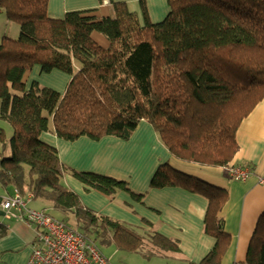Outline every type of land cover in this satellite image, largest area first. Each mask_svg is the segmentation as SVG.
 <instances>
[{"label":"trees","instance_id":"obj_1","mask_svg":"<svg viewBox=\"0 0 264 264\" xmlns=\"http://www.w3.org/2000/svg\"><path fill=\"white\" fill-rule=\"evenodd\" d=\"M49 2L0 0L7 18L20 26L18 38L4 35L0 42V118L13 128L9 139L0 128V181L69 213L58 218L46 209L95 244L105 238L136 250L145 233L159 250L180 252L176 239L85 206L66 185L67 173L110 198L126 190L141 201L147 193L133 191L125 179L68 166L42 134L129 140L147 120L176 157L228 168L242 120L264 97V0H168L170 11L159 22L143 5L144 23L125 2H114L108 15L89 9L60 18L49 15ZM36 65L43 73L69 74L66 90L37 81L28 86ZM8 145L11 154L5 155ZM177 186L207 198L205 231L217 239L200 262L186 264H222L231 241L220 215L228 190L168 162L158 166L149 188ZM245 264H264V214Z\"/></svg>","mask_w":264,"mask_h":264},{"label":"crops","instance_id":"obj_2","mask_svg":"<svg viewBox=\"0 0 264 264\" xmlns=\"http://www.w3.org/2000/svg\"><path fill=\"white\" fill-rule=\"evenodd\" d=\"M114 2H125L142 23L143 5L147 7L153 22L163 20L170 11L168 0H50L48 13L52 17L60 18L69 11L96 9L100 15H108L113 12ZM8 22L6 18L3 24L0 23V39ZM75 66L79 68V64L75 63ZM36 80L42 86L64 92L71 76L57 69L43 73L41 67L36 65L28 75V86ZM3 121L0 118V122ZM42 139L58 148L60 158L65 164H70L75 169L99 171L125 179L133 191L147 193L141 201L134 200L126 190H121L115 198H110L95 188L88 189L70 173L64 177L66 185L76 191L82 203L96 213L128 223L144 232L157 231L178 240L184 255L181 256L185 257L186 261L200 262L216 244V237L205 231L208 200L184 187L150 189L155 171L160 164L168 162L187 175L227 189L228 198L220 215L231 241L222 258V264L246 262L251 239L259 219L264 214V184L260 182V178L264 177V97L242 120L236 134L239 148L229 164L250 167L252 172L246 181L232 179L227 167L211 166L176 157L163 144L159 134L147 120L140 122L129 140L108 136L100 141L88 137L67 141L52 131L44 132ZM6 150L11 152L9 145ZM145 153L149 157L144 159ZM15 188L13 184L4 185L0 181V264H26L31 257L37 236L35 225L27 223L24 219L8 216L3 208L4 199L13 193ZM36 201L37 199L33 198L29 206L38 210L47 209L34 206ZM40 203L49 205L46 201ZM121 250L126 249L116 247L108 254L124 264L126 262L123 257L122 260L116 258L117 252ZM155 252L156 255L152 259H162L165 258L164 255L173 257L170 253H175L159 249ZM106 256L112 264L110 256ZM137 256L133 257L136 262L139 260Z\"/></svg>","mask_w":264,"mask_h":264},{"label":"built area","instance_id":"obj_3","mask_svg":"<svg viewBox=\"0 0 264 264\" xmlns=\"http://www.w3.org/2000/svg\"><path fill=\"white\" fill-rule=\"evenodd\" d=\"M228 170L237 181H246L252 172L250 167L236 164L229 165ZM260 182L264 184V177ZM33 198V193H22L15 188L3 201L8 216L24 219L37 229L33 251L26 264H110L102 250L82 232L68 227L46 210L31 208L29 203Z\"/></svg>","mask_w":264,"mask_h":264},{"label":"rangeland","instance_id":"obj_4","mask_svg":"<svg viewBox=\"0 0 264 264\" xmlns=\"http://www.w3.org/2000/svg\"><path fill=\"white\" fill-rule=\"evenodd\" d=\"M127 7H128V9H130L129 5H127ZM0 12H1L0 13V23L3 24L6 21L7 16H6V13L4 11H2V9H1ZM141 19H144V18H141ZM3 30H5V32L1 33L0 42L2 40L3 35H6V36L11 37V38H18V36L20 34L19 23L15 22V21H12V20L11 21L9 20V22L6 24V27ZM97 35H102V34L98 33ZM97 38L99 39L100 42L101 41L104 42V38L105 37L103 35L102 36H98ZM106 41L107 42H104V44L108 43L107 39H106ZM76 63L79 64L78 62H76ZM0 126H2L3 128L6 129V134H7V137L9 139L11 137L12 130H13L11 124L8 121H3V122H0ZM100 140H97V141H100ZM10 154H11V152H9L7 150L5 151V155H10ZM148 157H149V155L147 153H145L144 156H143L144 159L148 158ZM70 166H72V165H70ZM91 171H93V170H91ZM95 172L101 173L99 171H95ZM228 172H229V170H228ZM70 186H72V185H70ZM40 201H42V200L41 199H37V201L34 203V206L46 207L47 210H49L50 213H52L53 215H55L58 218H64L66 216L70 217L69 213L67 215V212L61 213L59 211H55L54 208L52 206H50V204L48 206L47 205L45 206L44 204L41 205ZM68 220H71V219H68ZM104 239L105 238H98L96 240V244L102 250L103 253H105L106 255L110 256L108 253L111 252V250H113L114 248H116L117 245L114 242L112 244L108 243ZM178 244H179V247H180V243L179 242H178ZM156 249H158V248L155 245V243L153 242V240L147 234L144 233V242H143L141 247L136 249V251L128 250V249L121 250V252H117L116 258H118V260H122V257H123V261L126 262L127 264H186V262H187L186 260H184L185 257L182 258V256H181V255H183L182 251H180L178 253L167 252V253L172 254L173 257H169V256H165L164 255V257L166 259L165 258L157 259L156 257H154L152 259V257L154 255H156L155 254L156 253L155 252ZM159 251H162V250H159ZM134 255H138L137 257H138L139 260L137 262L134 261V258H133ZM109 258H110L112 264H122L120 261H117L115 258H112L111 256ZM126 263H124V264H126Z\"/></svg>","mask_w":264,"mask_h":264}]
</instances>
